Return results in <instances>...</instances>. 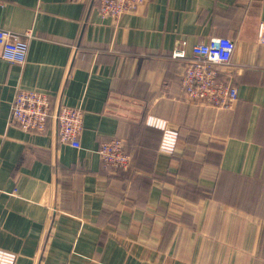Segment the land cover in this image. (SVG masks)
Listing matches in <instances>:
<instances>
[{
  "label": "crops",
  "instance_id": "0c3cea01",
  "mask_svg": "<svg viewBox=\"0 0 264 264\" xmlns=\"http://www.w3.org/2000/svg\"><path fill=\"white\" fill-rule=\"evenodd\" d=\"M262 25L264 0H146L118 21L94 0H0V28L29 45L24 65L0 58V249L16 264H264ZM213 37L236 45L228 108L183 96L172 55ZM20 89L81 109V148L51 120L11 122ZM151 120L178 134L174 153ZM112 139L130 171L103 166Z\"/></svg>",
  "mask_w": 264,
  "mask_h": 264
},
{
  "label": "built area",
  "instance_id": "2783aa9c",
  "mask_svg": "<svg viewBox=\"0 0 264 264\" xmlns=\"http://www.w3.org/2000/svg\"><path fill=\"white\" fill-rule=\"evenodd\" d=\"M102 19L118 21L126 13L137 10L146 0H94ZM27 37L31 36L28 32ZM260 41L264 43V25L260 28ZM186 42L173 52L175 59H185ZM28 42L10 30L0 28V58L11 64L24 65L27 60ZM235 42L226 37H213L206 43L192 49V58L185 64L180 77L183 96L220 108H228L238 101V88L230 82L219 80L220 67L230 63L235 52ZM49 120L55 127L57 142L80 149L84 112L63 104L53 108L49 96L35 90L20 89L12 103L11 122L26 132H44ZM150 125L161 129L163 139L160 151L165 154L175 152L178 134L167 128L164 122L151 120ZM97 153L107 169L128 172L131 156L125 150L124 142L112 139L100 144ZM17 255L0 249V264H16Z\"/></svg>",
  "mask_w": 264,
  "mask_h": 264
},
{
  "label": "trees",
  "instance_id": "16d2710c",
  "mask_svg": "<svg viewBox=\"0 0 264 264\" xmlns=\"http://www.w3.org/2000/svg\"><path fill=\"white\" fill-rule=\"evenodd\" d=\"M180 60H182V59H180ZM190 60H191V58L190 59H188V58H185V59H183L182 61H183V64L185 65V64H187V63H189L190 62ZM181 80V79H180ZM124 145H125V143H124ZM125 150H126V146H125ZM132 161V160H131ZM132 169V163H131V168H130V170ZM129 170V171H130ZM116 171H120V170H116Z\"/></svg>",
  "mask_w": 264,
  "mask_h": 264
}]
</instances>
